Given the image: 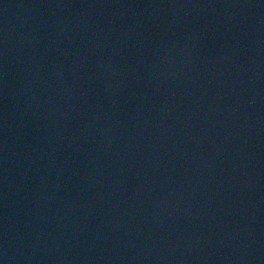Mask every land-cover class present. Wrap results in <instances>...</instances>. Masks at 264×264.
Returning <instances> with one entry per match:
<instances>
[{
  "label": "water",
  "instance_id": "95a60500",
  "mask_svg": "<svg viewBox=\"0 0 264 264\" xmlns=\"http://www.w3.org/2000/svg\"><path fill=\"white\" fill-rule=\"evenodd\" d=\"M0 264H264V0H0Z\"/></svg>",
  "mask_w": 264,
  "mask_h": 264
}]
</instances>
